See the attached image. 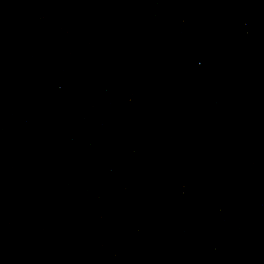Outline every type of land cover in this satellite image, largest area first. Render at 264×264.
Wrapping results in <instances>:
<instances>
[{
    "label": "water",
    "instance_id": "1",
    "mask_svg": "<svg viewBox=\"0 0 264 264\" xmlns=\"http://www.w3.org/2000/svg\"><path fill=\"white\" fill-rule=\"evenodd\" d=\"M0 264H264V0H0Z\"/></svg>",
    "mask_w": 264,
    "mask_h": 264
}]
</instances>
